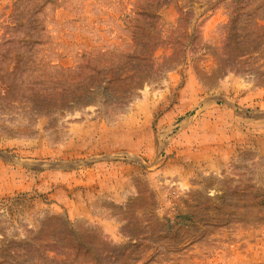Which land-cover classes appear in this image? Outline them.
I'll use <instances>...</instances> for the list:
<instances>
[{
  "label": "rangeland",
  "instance_id": "374dc122",
  "mask_svg": "<svg viewBox=\"0 0 264 264\" xmlns=\"http://www.w3.org/2000/svg\"><path fill=\"white\" fill-rule=\"evenodd\" d=\"M17 262L264 264V0H0Z\"/></svg>",
  "mask_w": 264,
  "mask_h": 264
},
{
  "label": "trees",
  "instance_id": "16d2710c",
  "mask_svg": "<svg viewBox=\"0 0 264 264\" xmlns=\"http://www.w3.org/2000/svg\"><path fill=\"white\" fill-rule=\"evenodd\" d=\"M183 220H185L187 223L189 222V224H193V222H191L189 217H183ZM63 239V238H62ZM83 254H86V252H82ZM16 264H22L21 262H17Z\"/></svg>",
  "mask_w": 264,
  "mask_h": 264
}]
</instances>
